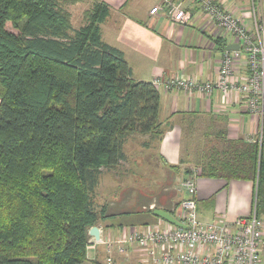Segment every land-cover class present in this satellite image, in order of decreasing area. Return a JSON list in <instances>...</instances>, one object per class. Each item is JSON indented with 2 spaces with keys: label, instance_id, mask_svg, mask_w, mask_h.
Returning <instances> with one entry per match:
<instances>
[{
  "label": "trees",
  "instance_id": "16d2710c",
  "mask_svg": "<svg viewBox=\"0 0 264 264\" xmlns=\"http://www.w3.org/2000/svg\"><path fill=\"white\" fill-rule=\"evenodd\" d=\"M79 1L0 0V264H85L91 228L116 217L95 200L103 171L128 138L165 135L159 88L102 41L109 10L75 28ZM207 136L186 172L253 182L264 219V118L254 140Z\"/></svg>",
  "mask_w": 264,
  "mask_h": 264
},
{
  "label": "crops",
  "instance_id": "0c3cea01",
  "mask_svg": "<svg viewBox=\"0 0 264 264\" xmlns=\"http://www.w3.org/2000/svg\"><path fill=\"white\" fill-rule=\"evenodd\" d=\"M92 1L91 9L102 5L109 10L108 17L101 24L102 41L124 54L137 81H164L179 75L194 77L201 82L214 81L225 51L235 44L233 37L221 33L194 0H174L190 17L183 24L173 22L165 10L151 14L163 0ZM218 1L236 14L246 11L250 4V0ZM237 68L241 77L247 75L243 61L238 62ZM159 90L162 97L160 119L165 135L161 140L135 135L125 144L127 160L121 164L126 165L131 161L137 170L131 171L130 168V173L120 171L119 174L134 176L125 181L131 182L128 184L137 193L136 200L130 202L126 197H121L119 201L113 199L111 204L107 198H101L100 205L106 202L110 204L108 216H116L99 225L104 241L115 240L133 230H143L153 226L157 220L160 224L168 223L152 213L156 209L165 210L176 219L181 217L177 205L189 198L183 181L194 174L186 170L196 168L194 163H188V160L191 161L190 152L184 153V129L188 117L210 118L212 122H209L207 135L224 129L231 139L249 141L262 132L263 119L249 112L244 97L232 94L227 98L218 91L202 96L182 90L166 91L163 87H159ZM132 139L137 141V145H128ZM175 167L180 170L177 171ZM196 182L195 198L202 222H233L252 214L257 202L253 182L233 180L228 183L224 179L212 178H199ZM112 209L116 210L115 213H112ZM95 241L88 250L86 264L105 263L100 260L105 249ZM122 259L127 262L132 260L135 264H151L145 251L138 248H130L129 254ZM262 259L264 264V242ZM117 262L119 264L118 258Z\"/></svg>",
  "mask_w": 264,
  "mask_h": 264
},
{
  "label": "built area",
  "instance_id": "2783aa9c",
  "mask_svg": "<svg viewBox=\"0 0 264 264\" xmlns=\"http://www.w3.org/2000/svg\"><path fill=\"white\" fill-rule=\"evenodd\" d=\"M217 29L233 37L239 50H227L223 55L214 81L201 82L194 77L177 76L153 83L166 91L182 90L204 96L220 92L227 98L232 94L247 99L249 112L264 118V0H250V7L236 14L218 0H194ZM166 9L175 23L189 20L188 14L174 0H163L151 14ZM247 21L249 23H247ZM244 62L247 75L238 73V62ZM196 174L183 181L189 198L181 202L179 219L186 229L170 223L133 230L112 242L119 254L126 256L129 248L143 249L151 264H263L264 219L258 216L257 202L248 217L233 222H202L196 201ZM106 241V240H105ZM111 264V261L109 262Z\"/></svg>",
  "mask_w": 264,
  "mask_h": 264
},
{
  "label": "rangeland",
  "instance_id": "374dc122",
  "mask_svg": "<svg viewBox=\"0 0 264 264\" xmlns=\"http://www.w3.org/2000/svg\"><path fill=\"white\" fill-rule=\"evenodd\" d=\"M92 3H93L92 0H80L79 3L68 7L69 11L72 14V22H73V25L75 28H79V27L83 26V24L85 23V21H84L85 20V13L87 10L92 8ZM250 5L251 4H249V7H250ZM164 10L166 11V9H164ZM223 34H224V32H223ZM210 121L212 122V120L208 117L207 118H200L199 116H191V117H188L186 122H185V129H184L185 131H184V140H183L184 145H185L184 153L190 152L191 155H189V157H191L190 159L193 161H195V155H196L197 151L200 152V149L209 145V143H211L212 140H214L212 137H208L206 134V132L208 131V126H209ZM211 135H213V134H211ZM137 136H139V135H137ZM130 138L127 139V142ZM132 140L133 141L130 142L128 145H131V143L133 145H137V141H135V139H132ZM191 166H193V165H191ZM129 169L131 171L137 170L136 166L131 161L129 162V164H126V165L121 164L120 168L118 170L116 169V170H109V171L104 170L103 171V174L100 176V183L98 184V187H97L96 192H95V200L98 202V204H99V201L101 202V198H103L104 200L107 198L110 201L109 203H111V204L113 202V199L119 201L121 199V197H122V199L124 197H126V200H128L130 202H133L136 200L137 193L135 191L133 192V190L130 188V185L128 183H131V182H127V180H129L128 178L133 179L134 176L128 177V176H124V175L119 174L120 171H128V173H130ZM145 170H147V168H145ZM122 174H125V173L123 172ZM137 177H138V175H136L135 178L137 179ZM125 179H127V180L125 181ZM109 182H110V184H109ZM133 185H134V183H133ZM108 205H110V204H108ZM114 207L115 206H113V208ZM144 207H148V205H145ZM115 208H117V207H115ZM112 210H114V209H112ZM115 211L116 210H114V212L112 211V213H115ZM156 223L158 224V220L156 222H153V225L156 226L157 225ZM145 229L146 228H144L143 230H145ZM140 230L143 231L142 229H140ZM94 239L95 238H92V241ZM92 241H91V243H92ZM107 241L112 242L111 239L106 240V241L101 239L100 241H97L98 243H101L102 247L105 249V252L102 253L100 256V258H101L100 260H102V262L103 261L105 262L103 264H109L110 261H111V264H118L117 258H118L119 264H135V263H133L132 260H131V262L130 261L127 262L125 259H122L123 256L121 254H119V249H118V247H116L117 244L113 246V248L110 252H108ZM89 248L90 249L92 248V244H90V246L88 247V250H89ZM89 253L91 255L93 254V252H91V251H89ZM128 254H129V251H128ZM129 257H130V255H129Z\"/></svg>",
  "mask_w": 264,
  "mask_h": 264
},
{
  "label": "water",
  "instance_id": "95a60500",
  "mask_svg": "<svg viewBox=\"0 0 264 264\" xmlns=\"http://www.w3.org/2000/svg\"><path fill=\"white\" fill-rule=\"evenodd\" d=\"M240 49V45L238 44H234V45H230L228 47V50H239ZM154 215L158 216L159 218L164 219L165 221H167L168 223L179 227V228H183L186 229L187 226L184 225L180 220L176 219L171 213L162 210V209H156L154 210ZM90 236H92L93 238H95L97 241L101 240V229L99 226H94L91 228L90 232H89Z\"/></svg>",
  "mask_w": 264,
  "mask_h": 264
}]
</instances>
